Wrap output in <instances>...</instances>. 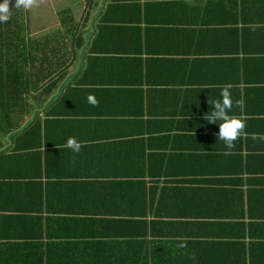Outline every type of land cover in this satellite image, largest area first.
<instances>
[{"label":"crops","instance_id":"0c3cea01","mask_svg":"<svg viewBox=\"0 0 264 264\" xmlns=\"http://www.w3.org/2000/svg\"><path fill=\"white\" fill-rule=\"evenodd\" d=\"M28 11L32 31L67 11L83 41L40 117L0 145V264H264V141L226 156L205 119L231 84L264 134V0Z\"/></svg>","mask_w":264,"mask_h":264},{"label":"trees","instance_id":"16d2710c","mask_svg":"<svg viewBox=\"0 0 264 264\" xmlns=\"http://www.w3.org/2000/svg\"><path fill=\"white\" fill-rule=\"evenodd\" d=\"M28 12L14 10L7 23H0V145L4 137L40 117L45 97L71 67L75 50L70 46L83 41L81 24L67 11L61 14V28L33 37Z\"/></svg>","mask_w":264,"mask_h":264},{"label":"clouds","instance_id":"9594fccd","mask_svg":"<svg viewBox=\"0 0 264 264\" xmlns=\"http://www.w3.org/2000/svg\"><path fill=\"white\" fill-rule=\"evenodd\" d=\"M40 3L41 0H3L0 3V23H7L12 18L14 10H32L39 7ZM257 27L260 25H252L253 30ZM232 87L231 84L225 85L221 89L220 99L209 100V104L214 105V108L205 113V119L208 122L218 124L217 137L224 144L223 154L226 156L234 154L236 142L241 138L247 139L250 136L253 141H264V134L247 131V118L244 114L245 102L243 99L233 101ZM87 102L93 107L99 106V100L92 94L87 96ZM233 108L239 109L240 113H233ZM65 146L75 153H79L83 147L75 137H69Z\"/></svg>","mask_w":264,"mask_h":264},{"label":"rangeland","instance_id":"374dc122","mask_svg":"<svg viewBox=\"0 0 264 264\" xmlns=\"http://www.w3.org/2000/svg\"><path fill=\"white\" fill-rule=\"evenodd\" d=\"M50 30L53 31L54 28L53 29H48V28L39 29L38 28L37 30L31 31V32H32L33 37H37V36H40V35L42 36L43 34L46 35V33H49Z\"/></svg>","mask_w":264,"mask_h":264}]
</instances>
